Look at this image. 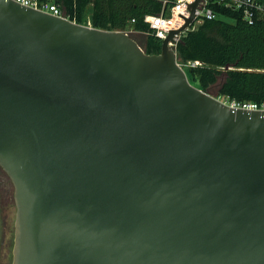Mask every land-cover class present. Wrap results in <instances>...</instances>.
<instances>
[{
    "label": "water",
    "instance_id": "95a60500",
    "mask_svg": "<svg viewBox=\"0 0 264 264\" xmlns=\"http://www.w3.org/2000/svg\"><path fill=\"white\" fill-rule=\"evenodd\" d=\"M198 2L148 55L0 0L11 264H264V111L189 83L172 45Z\"/></svg>",
    "mask_w": 264,
    "mask_h": 264
},
{
    "label": "trees",
    "instance_id": "16d2710c",
    "mask_svg": "<svg viewBox=\"0 0 264 264\" xmlns=\"http://www.w3.org/2000/svg\"><path fill=\"white\" fill-rule=\"evenodd\" d=\"M39 1L59 6L76 24L127 33H148L144 17L164 11L162 0ZM214 10L218 18L186 32L177 43L178 64L191 85L210 95L215 88L220 101L264 102V19L248 24L237 11ZM145 36V53L159 54L161 41Z\"/></svg>",
    "mask_w": 264,
    "mask_h": 264
},
{
    "label": "built area",
    "instance_id": "2783aa9c",
    "mask_svg": "<svg viewBox=\"0 0 264 264\" xmlns=\"http://www.w3.org/2000/svg\"><path fill=\"white\" fill-rule=\"evenodd\" d=\"M13 1L24 7L68 20L60 7L55 4L40 2L39 0ZM195 1L196 0H173V3L168 4V0H162L164 11L167 8V13L165 14L164 11H162L161 14L156 16H145L144 22L148 25L149 31L144 35H151L160 41L164 40L169 32L176 31L185 24V20L190 16V5ZM216 7L239 12L242 19L248 24H252L256 19H264V0H199L193 13L194 18L192 23L184 32L174 37L173 45H169H172L174 49L186 32L195 30L197 26L205 21L218 18V14L214 10ZM222 102L233 109L264 111V102Z\"/></svg>",
    "mask_w": 264,
    "mask_h": 264
},
{
    "label": "rangeland",
    "instance_id": "374dc122",
    "mask_svg": "<svg viewBox=\"0 0 264 264\" xmlns=\"http://www.w3.org/2000/svg\"><path fill=\"white\" fill-rule=\"evenodd\" d=\"M131 37L143 48L145 45V35L137 32H130ZM216 89L211 92L216 95ZM13 186L0 168V213H1V244H0V264H11L12 248L14 238L15 206L13 201Z\"/></svg>",
    "mask_w": 264,
    "mask_h": 264
}]
</instances>
